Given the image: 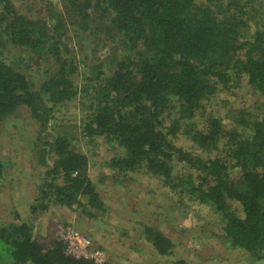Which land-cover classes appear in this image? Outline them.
<instances>
[{
  "label": "trees",
  "instance_id": "16d2710c",
  "mask_svg": "<svg viewBox=\"0 0 264 264\" xmlns=\"http://www.w3.org/2000/svg\"><path fill=\"white\" fill-rule=\"evenodd\" d=\"M58 1V9L46 5L29 16L14 0H0V129L21 108L39 128L33 149L42 182L30 214L50 204L88 218L106 213L89 157L53 121L74 103L83 136L120 150L104 163L115 182L140 171L158 178L180 203L186 197L210 207L230 249L263 261L264 0ZM71 29L111 44L112 58L81 64L67 44ZM10 49L42 67L39 82L6 63ZM242 79L260 96L255 112L237 109L230 127L211 115L197 128L193 120L203 104ZM179 135L206 156L176 146ZM3 177L0 154V183ZM141 236L157 255L173 253V241L156 226L141 224ZM0 264L95 263L67 254L59 238L43 244L30 221L21 220L0 223Z\"/></svg>",
  "mask_w": 264,
  "mask_h": 264
},
{
  "label": "rangeland",
  "instance_id": "374dc122",
  "mask_svg": "<svg viewBox=\"0 0 264 264\" xmlns=\"http://www.w3.org/2000/svg\"><path fill=\"white\" fill-rule=\"evenodd\" d=\"M14 1L20 11L29 16L46 5L60 6L58 0ZM196 1L205 4L204 0ZM254 29L256 26L252 25L245 36L251 35ZM68 35L67 44L81 64L92 66L112 58L111 44L90 40L87 35L75 33L72 29ZM6 59V63L23 69L38 82L42 79V67L30 61L26 54L10 49ZM27 65L31 69H26ZM259 99L260 96L242 79L239 85L219 92L206 101L193 123L197 128H203L206 118L214 115L230 127L237 109L244 108L254 113ZM79 114L75 104L69 103L56 112L53 121L67 127L74 138L72 142L75 148L89 157V176L100 191L106 213L88 218L78 209L50 204L47 211L30 214L29 207L38 196L42 182L39 176L43 168L33 149L38 125L30 118L28 111L21 108L0 129V154L4 164V177L0 183V223L29 220L34 236L43 244H49L52 238H59L62 226L71 225L89 237L93 247H102L113 264H172L179 259H184L188 264H264V260L253 262L241 250L230 249L223 242V223L210 207L196 201L192 203L186 197L180 203L179 197L158 178L140 171L126 175L122 183L115 182L112 172L104 163L119 157L120 150L100 137L90 142L83 136L78 127ZM174 116L172 114L171 117ZM166 124H170L169 119ZM174 143L195 155L206 156L185 135H179ZM181 172L187 174V168ZM144 223L156 226L170 237L175 245L171 255H157L141 236V224Z\"/></svg>",
  "mask_w": 264,
  "mask_h": 264
},
{
  "label": "built area",
  "instance_id": "2783aa9c",
  "mask_svg": "<svg viewBox=\"0 0 264 264\" xmlns=\"http://www.w3.org/2000/svg\"><path fill=\"white\" fill-rule=\"evenodd\" d=\"M59 239L66 245V253L77 259H87L95 264H113L104 250L92 246L89 237L82 235L71 225L59 230Z\"/></svg>",
  "mask_w": 264,
  "mask_h": 264
}]
</instances>
